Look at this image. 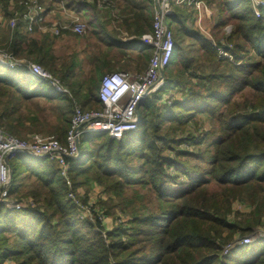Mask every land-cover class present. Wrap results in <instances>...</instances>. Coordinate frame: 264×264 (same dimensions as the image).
<instances>
[{
	"label": "trees",
	"instance_id": "obj_1",
	"mask_svg": "<svg viewBox=\"0 0 264 264\" xmlns=\"http://www.w3.org/2000/svg\"><path fill=\"white\" fill-rule=\"evenodd\" d=\"M62 1L78 17L87 12L95 19L102 34L94 33L123 59L135 54L136 73L147 68L153 47L143 36H152L154 0ZM203 1L217 13L214 28L230 25L231 31L209 40L191 15L173 7L167 23L175 59L164 69L163 84L142 100L137 129L121 140L80 136L81 158L66 159L70 187L48 158H9L13 175L8 198L0 202V264H264V7L255 17L250 0ZM21 26L2 31V49L16 61L40 65L68 93L63 97L48 82L28 77L23 65L0 66V131L64 144L75 105L102 108V76H93L76 100L56 76H69L71 66L57 70L49 38L37 39L36 30L25 33ZM108 67L102 75L129 72ZM44 88L53 93L46 96ZM38 97L55 103L50 112L57 124L21 113L24 102ZM92 187L108 199L98 201L90 220L68 193ZM20 202L28 205L14 210ZM244 238L253 242L237 245Z\"/></svg>",
	"mask_w": 264,
	"mask_h": 264
},
{
	"label": "built area",
	"instance_id": "obj_2",
	"mask_svg": "<svg viewBox=\"0 0 264 264\" xmlns=\"http://www.w3.org/2000/svg\"><path fill=\"white\" fill-rule=\"evenodd\" d=\"M172 1L158 0L159 7H155L153 12L152 36H143V42L153 47V54L146 71L143 74L112 72L102 76L97 92V98L102 104V108L95 111H84L80 106L75 105L64 144L50 136L33 135L29 140H20L0 131V202L7 200L10 188L9 170L5 159L16 154V151L27 150L37 157L44 158L46 156L58 164L62 175L68 180L66 173L69 170V165L66 159L73 158L78 154L77 142L82 134L103 133L110 139L121 140L124 135L137 129L139 125L136 116L138 104L150 94H147L149 89L154 88L152 91L154 92L163 84L160 70L165 69L172 62L175 48L174 37L170 27L164 24V19L167 21L168 17L173 14ZM186 1L190 2L189 4L193 2L198 10L203 5L199 0H176V3L183 4ZM30 2L31 5L21 17L15 16L5 21V25L12 31L18 27L20 22L22 23L20 29L23 32L33 33L44 23V15L43 12H40L41 9L37 1L30 0ZM250 3L254 16L260 17L264 0H250ZM202 7L207 9V6L203 5ZM80 21L79 17H71L66 24H50V28L48 27L47 30L53 36L61 34L64 30L81 34L89 28ZM3 24L4 21L0 16V28ZM0 64L11 69L17 65H23L30 75L48 82L56 93H68L58 79L38 64L25 60L16 61L5 55H0ZM66 183L69 185L68 181ZM19 207L21 205L16 206L17 209ZM250 241V238H244L237 245L248 244ZM233 246H228L225 251L228 252Z\"/></svg>",
	"mask_w": 264,
	"mask_h": 264
},
{
	"label": "rangeland",
	"instance_id": "obj_3",
	"mask_svg": "<svg viewBox=\"0 0 264 264\" xmlns=\"http://www.w3.org/2000/svg\"><path fill=\"white\" fill-rule=\"evenodd\" d=\"M19 1V0H18ZM37 1V0H36ZM46 1L44 0L43 5H45ZM16 0L14 1L15 4ZM20 2V1H19ZM207 9L202 7L201 5L200 10L195 8V5L193 2L191 4H187L186 7H183L184 4L190 3L188 1L184 2L183 4H177L176 0H173V3L177 4L179 9L184 10V14L186 16L191 15V19L193 20L192 22L198 28V30L204 34L209 40H213L214 35H216L217 39L221 38L222 39V32L223 30L226 31V33L230 32L232 27L228 25L226 28L222 30L215 29L214 26L216 25V20H217V13L215 9L213 8V5H210L203 0H199ZM24 4V3H22ZM19 5L18 9L20 11L23 10V6ZM29 5V2L25 5V8ZM189 5V6H188ZM175 7V6H174ZM252 8V7H251ZM191 11V12H189ZM200 11V12H199ZM21 14V13H20ZM17 12V15H20ZM80 15L82 18L79 16L81 23L84 24L85 20H90L91 22V27L89 26L90 29L85 30L83 33L78 34L74 33L71 30H68L67 33H61L58 35H51L50 32H48L47 28H50V24L52 23H61V24H66V20L64 22H58L57 19L51 20L49 24L41 25L38 28H36L35 32V37L37 39L47 36L49 39L45 40V44L48 43V41L51 44V49H52V55L56 57V61L54 63L55 68L57 70H60L62 67L63 63H68L72 70L70 71L69 76H63L62 74L58 73L56 76L59 78H63V84L66 85V87L69 88L70 94L76 99V100H81L82 99V93L83 91L86 92V86L90 79L94 76L96 79H100L101 76H104L108 73H105L102 75L105 71V66H109L108 68L111 70H115L119 68L120 66L123 67H128L130 69V73L132 74H137L136 70L138 69V62L136 61L135 54L130 55V60L128 62L127 59H123L117 49L115 47L111 48L105 42L99 38L98 34H95L93 29L101 32V28L96 22L95 19H93L87 12H81ZM9 20V19H8ZM70 19H68L69 22ZM79 22V23H80ZM190 24V23H188ZM9 28L8 26H6ZM10 29V28H9ZM4 29L0 30V55H5L6 57H12L11 54L6 52L5 50L2 49V39H3V31ZM10 31H12L10 29ZM32 34V33H29ZM54 37V38H53ZM185 43L188 44L189 40L186 39ZM175 50V49H174ZM134 53V52H133ZM175 53V52H174ZM173 53L172 56V62H174L175 55ZM228 55V54H227ZM225 56V55H224ZM256 57L254 56L252 60H256ZM22 60V59H18ZM24 60V59H23ZM171 62V63H172ZM119 63L120 66H117ZM4 68H6L4 65H0ZM113 68V69H112ZM7 69V68H6ZM145 70L141 71L143 74L147 68H144ZM117 71V70H115ZM115 71H111L115 72ZM140 73V72H139ZM28 77H31L30 74H27ZM32 79L35 81L40 80L37 77L32 76ZM160 87H158L159 89ZM157 89V90H158ZM156 90V91H157ZM43 94H46V96H50L53 93V90L51 88H44ZM64 97V94L62 95ZM42 97H38L36 99H32L29 101L24 102L21 106V113L23 115H26L27 113H31L32 115H35V117L39 118L41 121L46 120L47 122L51 124H57V120L55 119L54 115L50 112L51 106L55 103H47L46 100L41 99ZM72 116V115H71ZM2 131V130H1ZM4 133V132H3ZM5 134V133H4ZM88 143H85L84 147H87ZM81 154V153H80ZM81 158H78V160ZM49 159V158H48ZM50 160V159H49ZM56 163V162H55ZM57 164V163H56ZM58 165V164H57ZM68 178V177H67ZM64 180H66L64 178ZM69 182V185L67 184L68 187L71 186L70 180H66ZM86 194V195H84ZM71 195V196H70ZM68 198L74 201V203L78 206L79 211L87 213L89 216V219L91 220L93 218L92 216V210H98V201L99 200H106L108 199V196L102 192V189L99 187H92L89 188L88 190H79L78 195L69 192L68 193ZM81 198V199H80ZM30 205H33L32 200H29ZM17 205H21L19 209L16 208ZM28 204L25 202H20L16 204L13 208L14 210H21L24 207H26ZM23 207V208H22ZM238 210L240 212H243V207L238 205ZM112 212L117 213L118 211L113 210ZM101 214V212H100ZM106 220V219H105ZM107 221V220H106ZM107 225V228H111V223L112 219L108 218V221L105 222ZM104 226V224H103ZM261 232L264 230L261 229ZM264 236V234H262ZM251 241L248 244H251L253 242V239L250 238ZM241 241V240H240ZM238 243V242H237ZM242 245H247V244H242ZM230 251V250H229ZM228 251V252H229ZM228 252H224L223 254H226Z\"/></svg>",
	"mask_w": 264,
	"mask_h": 264
},
{
	"label": "crops",
	"instance_id": "obj_4",
	"mask_svg": "<svg viewBox=\"0 0 264 264\" xmlns=\"http://www.w3.org/2000/svg\"><path fill=\"white\" fill-rule=\"evenodd\" d=\"M14 1L15 0H0V16L2 20L4 21V24L0 28V30L7 28L5 25V21L10 19L13 15H16L17 12L19 14L25 13L27 11V8L31 5L30 0H19L20 2L16 0L15 4H14ZM27 2H29V5L25 8V5L27 4ZM21 4L23 6L22 11L18 9L19 5ZM37 4L39 5V8L41 9L40 12H43L45 24H49V22L54 19H57L58 22H64L65 20L66 22H68V19H70L71 17H78V15L75 12H72L71 10L64 8V2L62 0H48L46 1L45 5L39 4L38 2ZM187 4L189 3L184 4L183 7H186ZM174 6H177V5L173 3L172 1V8ZM44 23L41 25H45ZM117 66H120V64H118ZM128 71H130V69H128Z\"/></svg>",
	"mask_w": 264,
	"mask_h": 264
},
{
	"label": "water",
	"instance_id": "obj_5",
	"mask_svg": "<svg viewBox=\"0 0 264 264\" xmlns=\"http://www.w3.org/2000/svg\"><path fill=\"white\" fill-rule=\"evenodd\" d=\"M154 5H155L156 8L159 7L158 0H154ZM164 24L168 26V23H167V21L165 19H164ZM160 74H161L162 81H163L164 69H161L160 70ZM153 89L154 88L149 89L148 92H147V94L151 93L153 91ZM140 104L141 103L138 104L137 109H136V116L138 118V123L140 122V115H139ZM77 146H78V154L75 157L69 158V159H73V160H76L77 161L78 158L80 157L81 148H80L79 141L77 142ZM16 152L17 153H22V154H25V155H28V156H32V157H37L36 155H34L33 153H31L30 151H27V150H18ZM44 158H47V157L45 156ZM5 164L7 165L8 170H9V185H10L11 184V178H12V175H13V170L10 167L8 157L5 159Z\"/></svg>",
	"mask_w": 264,
	"mask_h": 264
}]
</instances>
